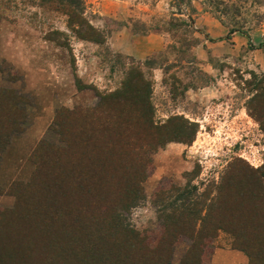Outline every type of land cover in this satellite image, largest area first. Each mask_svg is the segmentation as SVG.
<instances>
[{"label": "rangeland", "instance_id": "1", "mask_svg": "<svg viewBox=\"0 0 264 264\" xmlns=\"http://www.w3.org/2000/svg\"><path fill=\"white\" fill-rule=\"evenodd\" d=\"M14 1L0 21V91L24 115L0 159V264H249L235 240L254 245L259 220L246 191L247 167L264 169V0H83L79 26L41 0ZM128 41L139 57L123 52ZM132 68V84L151 85L152 133L175 116L197 133L190 145L147 149L137 198L136 187L119 192L126 211L111 209L110 233L85 244L71 217L87 197L60 176L38 192L34 174L43 143L65 147L63 130L79 134L83 109ZM127 166L134 173L135 156Z\"/></svg>", "mask_w": 264, "mask_h": 264}, {"label": "trees", "instance_id": "2", "mask_svg": "<svg viewBox=\"0 0 264 264\" xmlns=\"http://www.w3.org/2000/svg\"><path fill=\"white\" fill-rule=\"evenodd\" d=\"M19 1L22 3L30 0ZM11 4H14L15 7L17 2L14 0H0V21L4 18L2 12L7 9L10 10L6 6L11 7ZM40 7L51 11L64 12L69 18V24L77 26L85 24V20L82 18L83 0H41ZM87 30L94 34L91 27L88 26ZM76 32L77 30H75ZM139 73L140 70L138 69H130L127 73V80L119 90L100 96L99 103L95 108L83 109L84 112L80 113L78 124L80 133L71 134V132L63 130L60 135L61 142L65 144V147H52L53 145L49 146L43 143L45 145V149L42 150L44 157L39 162L41 166H37L38 169L34 174L39 182L43 183V186H37V190L38 192L52 191L53 189L49 188L48 185L56 187L60 183L58 178L60 176V178L69 181L67 184L69 187L73 186V188L71 186V193L74 191V195L83 194L87 197L88 205L80 204L81 207L79 205L76 208L77 212L71 217L74 232L79 234H77V237L89 242L85 244L99 240L105 232L106 235L110 233V228L117 221L116 214L112 213L111 215L109 213L111 209L115 207L114 210L126 211L123 202H119L118 199L113 201L119 195V192L136 187V192L135 189L132 191L136 193V197L131 198V200L137 198L139 184L143 180V170L148 163L145 157L147 149L154 151L167 142L190 145L195 140L197 131L195 129L188 130L177 116L169 119L162 127V131H158L156 134L152 133L151 130L155 128V124L153 122V108L150 104L151 85L144 82V80L141 81L142 86L131 83L132 78H136ZM11 101L21 102L13 92L9 90L0 91V159L10 137L14 133L20 132L19 122H22L24 115V113H19L17 109L10 105ZM63 112L71 113L67 110H63ZM171 127H173V130H169ZM70 156L83 158L84 160H78L79 162L75 165L70 161ZM134 156L136 169L134 173L129 174L130 172L127 169L130 168L127 164L129 159ZM127 157L128 160H125ZM70 168L81 171L79 175L84 176L78 177V181L75 179L73 182L72 178H68L73 173ZM40 170L47 171L46 174L51 176L50 179L42 180L39 177ZM247 174L254 182L252 183L253 188L251 190L248 188L246 191L248 194L247 200H258L260 204V207H256V205L250 207L247 204L251 212H254L256 208L255 212L259 215L257 224L253 225L256 239L254 245H252L247 242L248 239H246L244 232L245 239L242 238L240 232H237L239 234L235 241L239 244L242 242L241 248L247 255L249 264H264V169L255 171L247 167ZM128 175L133 179L130 183L126 182L123 177ZM63 176L65 177L63 178ZM34 179L30 184L31 188L35 187L33 185ZM126 183L129 184L126 185ZM97 197L98 199L95 200ZM222 198V189L220 188L216 200L220 206L222 205ZM238 210L241 211L238 214L243 216L244 211ZM238 210H235V212ZM105 213H108V217ZM236 218L234 217L232 220ZM102 222L105 227L104 225L101 227ZM246 243L249 244L247 248ZM256 245L259 246L255 247ZM86 260L88 261V259ZM86 264L88 263L86 262Z\"/></svg>", "mask_w": 264, "mask_h": 264}, {"label": "crops", "instance_id": "3", "mask_svg": "<svg viewBox=\"0 0 264 264\" xmlns=\"http://www.w3.org/2000/svg\"><path fill=\"white\" fill-rule=\"evenodd\" d=\"M130 41H128V44L124 47V49H123V52H128L129 53V55H135V56H137L138 55V51H137V49H135V48H129V46H131L132 44L131 43H129ZM131 44V45H130ZM140 55H138V57H139Z\"/></svg>", "mask_w": 264, "mask_h": 264}]
</instances>
